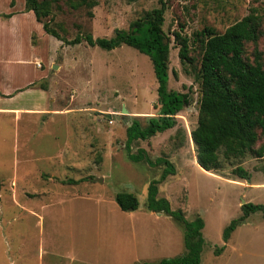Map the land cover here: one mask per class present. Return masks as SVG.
<instances>
[{
  "label": "rangeland",
  "instance_id": "1",
  "mask_svg": "<svg viewBox=\"0 0 264 264\" xmlns=\"http://www.w3.org/2000/svg\"><path fill=\"white\" fill-rule=\"evenodd\" d=\"M25 1L0 0L1 14L13 13L0 19V264H143L185 254L181 223L147 208L149 184L165 164L134 162L126 150L133 120L147 127L159 114L150 57L127 44L109 50L58 40L26 11ZM50 1L46 20L68 40L86 33L111 38L161 6L160 0ZM163 2L168 88L187 94L189 103L175 127L134 141L132 152L145 149L153 162L166 158L174 165L158 195L187 220L204 219L201 264H264L262 212L239 225L230 242L223 240L243 200L264 204V156L220 152L221 167L203 170L191 137L202 94L198 33L207 27L223 33L264 8V0ZM261 30L245 45L251 62L256 51L264 58V25ZM177 34L189 40L192 61H181ZM238 166L251 178L234 174ZM122 191L137 195L138 210L119 207L115 197Z\"/></svg>",
  "mask_w": 264,
  "mask_h": 264
},
{
  "label": "trees",
  "instance_id": "2",
  "mask_svg": "<svg viewBox=\"0 0 264 264\" xmlns=\"http://www.w3.org/2000/svg\"><path fill=\"white\" fill-rule=\"evenodd\" d=\"M160 3L161 6L148 12L144 19L134 22L135 29L116 30L111 38H95L91 33H86L71 40L64 38L46 20L52 13L50 0H26L25 8L27 12L34 13L46 33L67 44L85 41L91 46L109 50L127 44L150 57L159 84V114L149 118L147 127H142L139 120H133L126 132V150L129 159L134 162L143 160L149 164H165L160 178L149 184L147 208L150 211L164 212L181 223L184 227L186 252L143 264H200L205 244L204 219L198 215L193 221L187 220L182 210H174L167 198L158 195L159 183L175 174L174 165L166 158H157L153 162L145 149L133 153L131 148L132 143L138 139L146 140L175 127L176 115L189 103L187 94L168 88L170 45L165 42L162 28L166 5L163 0ZM12 15L13 13L0 14L6 18ZM263 25L264 8H254L223 33H216L209 27L198 33L203 46L200 67L202 94L197 126L192 130L191 137L196 146L197 163L207 171L221 167L220 152L225 158L244 157L251 150L257 157L264 156V58L257 51L252 62L245 58V45L259 38ZM177 37L181 61H192L188 55L189 40L179 34ZM233 173L243 179L251 178L250 173L242 166L236 167ZM115 199L123 211H135L140 205L137 195L130 192H119ZM241 210L242 214L233 219L223 231L225 243L251 214L262 212L264 216L262 203L247 202L242 204ZM223 248L224 246L220 249Z\"/></svg>",
  "mask_w": 264,
  "mask_h": 264
},
{
  "label": "crops",
  "instance_id": "3",
  "mask_svg": "<svg viewBox=\"0 0 264 264\" xmlns=\"http://www.w3.org/2000/svg\"><path fill=\"white\" fill-rule=\"evenodd\" d=\"M31 14H34L32 11H29ZM0 14H1V12H0ZM13 16V15H12ZM12 16L10 17V19L12 18ZM0 19H3L2 18V16H0ZM5 22V21H4ZM6 23V22H5ZM138 210V209H137ZM152 213H156L155 211H152ZM157 213H164V212H157ZM164 214H166V213H164ZM167 215V214H166ZM169 216V215H168ZM171 217V216H170ZM248 220V219H247ZM3 223V221H1L0 220V225ZM154 233V232H153ZM153 233H151V235L153 234ZM147 238H153V237H148L147 236ZM231 241V238H230V240L228 241V242H230ZM229 245V243H227V245L225 246V248L227 247ZM186 249V248H185ZM225 250L226 249H223V252H222V254L225 252ZM44 252V251H43ZM203 252V251H202ZM177 256H179V255H177ZM201 262H202V259H201ZM201 264V263H200Z\"/></svg>",
  "mask_w": 264,
  "mask_h": 264
},
{
  "label": "water",
  "instance_id": "4",
  "mask_svg": "<svg viewBox=\"0 0 264 264\" xmlns=\"http://www.w3.org/2000/svg\"><path fill=\"white\" fill-rule=\"evenodd\" d=\"M165 42L167 43V39L166 38H165ZM54 68H56V66H54ZM122 113L127 114L128 111L125 108H123L122 109ZM108 116H110V114ZM242 202H243L242 204L246 203L245 200H243Z\"/></svg>",
  "mask_w": 264,
  "mask_h": 264
},
{
  "label": "bare ground",
  "instance_id": "5",
  "mask_svg": "<svg viewBox=\"0 0 264 264\" xmlns=\"http://www.w3.org/2000/svg\"><path fill=\"white\" fill-rule=\"evenodd\" d=\"M202 168V167H201ZM203 170H205L204 168H202Z\"/></svg>",
  "mask_w": 264,
  "mask_h": 264
}]
</instances>
